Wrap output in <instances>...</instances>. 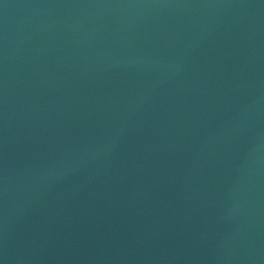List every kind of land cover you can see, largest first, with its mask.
<instances>
[{
	"label": "water",
	"instance_id": "95a60500",
	"mask_svg": "<svg viewBox=\"0 0 264 264\" xmlns=\"http://www.w3.org/2000/svg\"><path fill=\"white\" fill-rule=\"evenodd\" d=\"M0 264H264V0H0Z\"/></svg>",
	"mask_w": 264,
	"mask_h": 264
}]
</instances>
